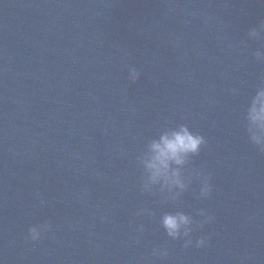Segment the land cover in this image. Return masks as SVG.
<instances>
[{
    "label": "water",
    "instance_id": "95a60500",
    "mask_svg": "<svg viewBox=\"0 0 264 264\" xmlns=\"http://www.w3.org/2000/svg\"><path fill=\"white\" fill-rule=\"evenodd\" d=\"M261 23V0H0V264H264ZM182 125L206 141L186 188L150 184V145ZM201 210L193 246L167 236L165 214Z\"/></svg>",
    "mask_w": 264,
    "mask_h": 264
},
{
    "label": "clouds",
    "instance_id": "9594fccd",
    "mask_svg": "<svg viewBox=\"0 0 264 264\" xmlns=\"http://www.w3.org/2000/svg\"><path fill=\"white\" fill-rule=\"evenodd\" d=\"M264 3V0H261ZM264 34V23L258 28H252L247 33L248 39H260ZM256 61L264 63V50H257L254 53ZM139 72L131 68L128 72V80L135 83L139 78ZM235 92V90H233ZM247 120L249 121V134L253 143L260 147L264 153V87L260 88L256 95L251 99L247 110ZM206 143L205 138L199 134H194L187 126H180L179 129L171 131L160 137L158 142L150 145L151 156L146 162L145 167L148 173L147 180L150 184H161L162 188L171 190L173 187L180 190L186 188L184 180L181 178L180 168L185 165L190 155H198L201 146ZM173 165L176 168H173ZM201 180L200 195L202 198H208L211 194L210 177L200 173ZM147 187V185H145ZM179 193H177L178 195ZM140 213L138 212L137 215ZM203 219L194 221L189 215L182 212L175 214H165L162 217V227L167 236L173 240H183L184 247L193 246L191 234L204 224L213 220V217L207 215L204 210L198 213ZM140 231L143 230L141 226ZM52 232L50 222L35 225L29 228L27 239L31 243L41 240L45 233ZM208 238L200 237L195 242V247L203 248L207 246ZM152 255L157 258H164L168 255L167 249L155 248Z\"/></svg>",
    "mask_w": 264,
    "mask_h": 264
}]
</instances>
